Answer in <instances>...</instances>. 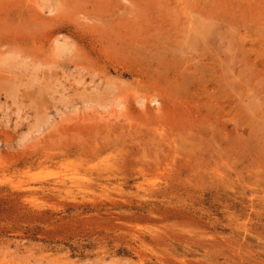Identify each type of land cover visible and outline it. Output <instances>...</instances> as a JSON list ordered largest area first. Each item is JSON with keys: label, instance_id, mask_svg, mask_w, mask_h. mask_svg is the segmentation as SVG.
<instances>
[{"label": "rangeland", "instance_id": "374dc122", "mask_svg": "<svg viewBox=\"0 0 264 264\" xmlns=\"http://www.w3.org/2000/svg\"><path fill=\"white\" fill-rule=\"evenodd\" d=\"M0 264H264V0H0Z\"/></svg>", "mask_w": 264, "mask_h": 264}, {"label": "bare ground", "instance_id": "6f19581e", "mask_svg": "<svg viewBox=\"0 0 264 264\" xmlns=\"http://www.w3.org/2000/svg\"><path fill=\"white\" fill-rule=\"evenodd\" d=\"M192 15H193V14H192ZM226 65H227V64H226ZM252 99H253V98H252ZM243 104H245V103H243ZM136 162H137V161H136ZM108 163H109V162H108ZM114 163H115V162H114ZM113 165H114V164H113ZM127 169H128V168H127ZM140 171H141V170H140ZM114 173H115V170H114ZM138 173H139V172H138ZM72 174H73V173H72ZM74 175H75V174H74ZM76 175H77V174H76ZM78 175H79V174H78ZM77 178H78V177H77ZM71 179H72V178H71ZM84 179H85V178H84ZM63 180H64V179H63ZM80 180H81V179H79L78 181L80 182ZM64 181H65V180H64ZM70 181H71V180H70ZM82 181H83V180H82ZM82 181H81V182H82ZM61 183H62V181L60 182V184H61ZM43 184H44V183H43ZM71 185H72V184H71ZM74 185H75V184H74ZM74 187H75V186H74ZM78 187H79V186H78ZM78 187H77V188H78ZM79 188H80V187H79Z\"/></svg>", "mask_w": 264, "mask_h": 264}]
</instances>
